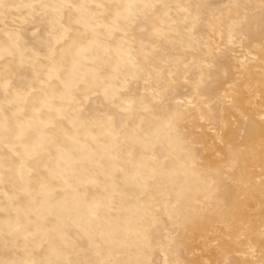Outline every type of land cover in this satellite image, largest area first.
I'll use <instances>...</instances> for the list:
<instances>
[{
    "label": "rangeland",
    "instance_id": "374dc122",
    "mask_svg": "<svg viewBox=\"0 0 264 264\" xmlns=\"http://www.w3.org/2000/svg\"><path fill=\"white\" fill-rule=\"evenodd\" d=\"M0 264H264V0H0Z\"/></svg>",
    "mask_w": 264,
    "mask_h": 264
}]
</instances>
